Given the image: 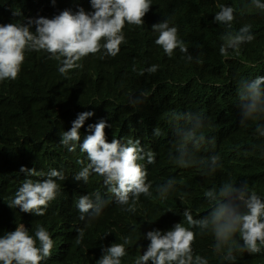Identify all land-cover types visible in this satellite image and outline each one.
I'll list each match as a JSON object with an SVG mask.
<instances>
[{
  "label": "clouds",
  "instance_id": "9594fccd",
  "mask_svg": "<svg viewBox=\"0 0 264 264\" xmlns=\"http://www.w3.org/2000/svg\"><path fill=\"white\" fill-rule=\"evenodd\" d=\"M0 161V264H264V0H0Z\"/></svg>",
  "mask_w": 264,
  "mask_h": 264
},
{
  "label": "trees",
  "instance_id": "16d2710c",
  "mask_svg": "<svg viewBox=\"0 0 264 264\" xmlns=\"http://www.w3.org/2000/svg\"><path fill=\"white\" fill-rule=\"evenodd\" d=\"M234 2H240V0H233ZM180 83L183 84L184 88L188 91L189 94H191L193 97H199L200 92L203 90V87L197 83V82H189L186 81L185 79H179ZM76 99V96H75ZM78 101V100H77ZM77 101L75 100L74 103H77ZM224 105H228L227 102H224ZM28 124L30 126H32V134L35 138L34 140V144H32V146L29 149V152H33L36 150H40L43 148H55L58 147L57 144V139L56 136L54 134L50 135V136H43L41 135L42 131L46 128H48L49 126V122L46 120V118L44 116L38 115L36 113H33L30 115V117L28 118ZM24 148L25 146L22 145ZM26 150V149H25ZM26 152V151H25ZM11 152L8 151V155H10ZM12 154L15 155V149H13ZM19 158H20V154H18ZM28 156L25 154L23 155V157L20 159H13L8 163V167L9 170L11 171V173L13 175H16L18 173L17 169L20 167V165L24 162L23 160H27ZM41 163V159L40 158H35V161H33V163ZM0 164H3L2 161H0ZM215 252H212L209 254V259L210 260H215Z\"/></svg>",
  "mask_w": 264,
  "mask_h": 264
}]
</instances>
